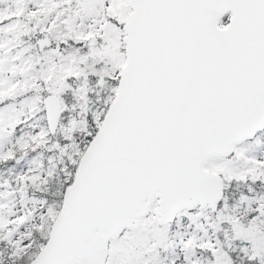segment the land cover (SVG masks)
Returning <instances> with one entry per match:
<instances>
[{
  "label": "snow or ice",
  "instance_id": "obj_1",
  "mask_svg": "<svg viewBox=\"0 0 264 264\" xmlns=\"http://www.w3.org/2000/svg\"><path fill=\"white\" fill-rule=\"evenodd\" d=\"M0 264H264V0H0Z\"/></svg>",
  "mask_w": 264,
  "mask_h": 264
}]
</instances>
